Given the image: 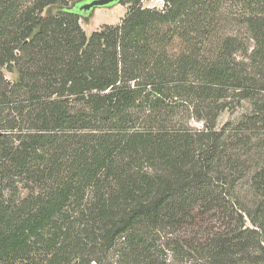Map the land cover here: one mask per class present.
Here are the masks:
<instances>
[{
  "label": "trees",
  "instance_id": "16d2710c",
  "mask_svg": "<svg viewBox=\"0 0 264 264\" xmlns=\"http://www.w3.org/2000/svg\"><path fill=\"white\" fill-rule=\"evenodd\" d=\"M162 1L0 0V264H264V0Z\"/></svg>",
  "mask_w": 264,
  "mask_h": 264
},
{
  "label": "rangeland",
  "instance_id": "374dc122",
  "mask_svg": "<svg viewBox=\"0 0 264 264\" xmlns=\"http://www.w3.org/2000/svg\"><path fill=\"white\" fill-rule=\"evenodd\" d=\"M144 4L146 6H157L162 7L163 1L162 0H145ZM128 4H124L122 2L117 3L112 6L108 7H99L95 8L92 14L89 16V19L86 20L84 17H81L80 23L82 27L84 28L85 32L90 35L91 32L98 29L103 24H117L121 21V19L126 14V11L128 9ZM11 77V75L9 74ZM245 109L248 108V104H245ZM244 108H240L236 111H224L218 118V125L221 127L223 124L231 121H235L240 118L242 115V112L244 111ZM191 124L196 127H201L202 124L200 122H196L194 120L191 121ZM253 168L250 166L249 169V175L252 174ZM243 184V192H246L248 189V186L250 184V178H246ZM244 194V193H243Z\"/></svg>",
  "mask_w": 264,
  "mask_h": 264
},
{
  "label": "water",
  "instance_id": "95a60500",
  "mask_svg": "<svg viewBox=\"0 0 264 264\" xmlns=\"http://www.w3.org/2000/svg\"><path fill=\"white\" fill-rule=\"evenodd\" d=\"M121 1L122 0H85V2L79 6V11L82 13V17L88 20L95 8L112 6ZM61 8V6L55 5L51 7V11L54 13Z\"/></svg>",
  "mask_w": 264,
  "mask_h": 264
}]
</instances>
